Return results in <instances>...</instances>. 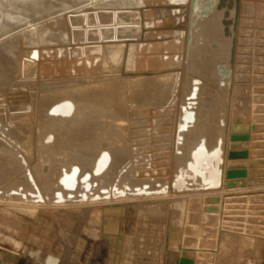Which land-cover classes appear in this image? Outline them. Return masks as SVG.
Returning a JSON list of instances; mask_svg holds the SVG:
<instances>
[{"label": "bare ground", "instance_id": "1", "mask_svg": "<svg viewBox=\"0 0 264 264\" xmlns=\"http://www.w3.org/2000/svg\"><path fill=\"white\" fill-rule=\"evenodd\" d=\"M84 1L80 5L83 6ZM219 1L91 0L90 5L85 1L90 10L88 13L91 14L84 16V19L88 18V26L92 27V31L84 32V36L82 33L81 39L72 32L73 29H68L66 33H69V37L62 43L61 33L58 31L61 29L47 26L37 27L35 30L29 27L32 39L21 34L22 39L12 35L5 42H1L0 102L4 104L7 113H16V120L28 118V121L22 122L23 126L17 123L6 126L0 122V211L5 213L7 207L11 206L27 210L55 206L64 211L78 209L83 216L89 212L85 210L87 206L99 207L107 204L108 208L100 211V214L105 225L115 224L116 228L112 227L118 231L122 221L120 216L124 210H130L133 203L138 202L141 206L135 207L137 213L144 210L160 211L163 202L169 200L170 189L174 190L176 196L183 193L184 198L187 197L186 193L194 192L212 197L214 195V198L227 193L226 190L230 189H226L228 186L224 185L226 176L223 173L228 163L227 146L224 145L226 121L223 116L219 118V125L223 123L225 126L216 129V143L209 148L205 135L198 132L203 122L199 120V115H207L212 106L205 104L206 100L202 104L200 99L205 96L202 93L204 88L205 92L208 91L204 92V98L210 101L215 92L223 90L227 84L230 86L238 63L236 58L240 45L239 34L243 27L240 23L243 14L248 12L246 8L249 9L252 3L250 0H223L219 4ZM11 3L13 8L2 11V36L20 27L24 29L25 24L31 25L39 20L45 23L47 16L56 15L53 10L46 12L48 8L45 9L46 6L40 1L12 0ZM68 5L71 7V4ZM262 5L258 8L263 9ZM83 9L85 12L87 8ZM167 11L173 17L157 21L160 17H165ZM248 14L250 16L252 13ZM64 18L61 21H66ZM72 21L76 20L73 18ZM177 21L183 27L175 26ZM55 22L58 23V20L52 25ZM67 22L70 26V20ZM20 40L22 45H28L21 50L22 53L15 49L16 44H21ZM155 45L167 48L163 52L159 51L162 61L167 51H173L172 54L179 53L180 69H185L191 77L190 89L185 90V95L182 96L184 101L181 98L179 104L177 101L172 105L167 103L171 85L166 79L170 77V73H157L155 68L144 73L140 70V64L135 71L132 69L133 59L140 57L143 50ZM178 75L181 74L178 73L175 77ZM250 102L252 103L251 100ZM254 106L253 104L251 108ZM175 107L180 114L178 120L173 116L178 122L172 125L176 126L174 156L179 167L177 173H173L176 177L172 175L174 183L171 185L166 180L168 178H158L156 181L154 178L153 181L148 176V179L144 178L145 169L139 172L140 167L143 168L140 162L146 158H142L141 150L137 149L135 142L139 141V145L145 140L141 137L142 133L139 135L135 132V127L138 124L144 133L148 131L145 135L147 139L154 133L151 118L161 113L160 111H171ZM204 118L207 120L206 116ZM138 119L140 121L136 122ZM198 123L200 125L197 127ZM213 129L212 127L210 130ZM59 137L78 138V145L71 142L72 145L65 147L64 143H59ZM171 138L173 140L172 135ZM239 139L247 140L237 137L234 140ZM243 153L240 156L246 154ZM241 173L243 174L238 171L230 172L228 176L236 177ZM195 195L197 196L196 193ZM114 203L121 208L115 209L112 205ZM126 205L130 207H125ZM180 208L178 209L181 211L183 207ZM11 237V249L16 252L25 251L22 241ZM127 243L126 245L129 244ZM219 250L223 252L222 249ZM188 253L190 254L189 251ZM45 257V264L59 262V257L52 254ZM121 263L125 264L124 260Z\"/></svg>", "mask_w": 264, "mask_h": 264}, {"label": "rangeland", "instance_id": "2", "mask_svg": "<svg viewBox=\"0 0 264 264\" xmlns=\"http://www.w3.org/2000/svg\"><path fill=\"white\" fill-rule=\"evenodd\" d=\"M11 1L12 0H0V14L2 15V17L0 15V24L3 22L2 20H4L3 14L5 10L13 8V4L11 3ZM36 1H40L41 3L43 2V6H46L45 9L48 8V11L46 12L53 10L56 12V15L51 17L47 16L46 19L45 17H43V21L44 19L47 20V22L45 21V23L39 20L37 22H34L33 24L31 23V25L25 24L24 29L22 28L23 30L21 29V27L18 28V30L15 29L18 33L13 30V33L11 32L6 34L7 36L10 34L8 37L6 35H0L1 38L5 36L4 39L0 38V43L8 40L12 35L19 36V38L21 39L23 36L21 34H24V36L27 35V38L33 37V35H31V30H35L37 27L42 28L51 26L54 29L57 28V30L61 29L58 31L59 33H61L60 41L62 43L69 37V33H66L68 32V29L69 31L73 29L72 32H75L80 37H78L79 39H81L82 33L84 36V32L88 31L89 33L92 31V27L89 25L91 27L90 29L88 26V18L87 20L84 19V16H88L91 14L88 13L90 12V10L88 9V6L85 5L86 2V4L90 5L91 0H85L86 2L84 0H66L67 2L69 1L68 3L71 4V7L65 0ZM83 1L84 5L82 6L80 4H83ZM71 2L76 3V5H73ZM250 3H252V5L250 4L249 9L246 8V10H248V12L252 14H250L249 16L248 12L245 10V12L247 13L244 12L245 14H243V19L240 23V25H242L243 27H241V34H239L240 45L238 49L239 52L237 53L236 58V63H238L234 69L233 77L230 80L231 83L228 82L230 86L227 84L226 87L224 86V91L220 90L215 92V94H213L212 96V98H214H210L212 100V103H210L211 100L209 101L204 98L206 96L205 93H207L208 91L205 92V88L202 89V93L205 96L200 99L201 103L206 100V102L204 103H208L209 105L211 104L212 108L210 107L209 109L211 112L208 111V114L205 113L207 115H203L202 113H200L199 115V120L203 121L202 124L204 123L205 125H200L199 123L196 125L197 127L200 125V129L198 130V132L205 135L206 142L207 144L209 143L208 147L211 148L216 143L215 137L217 133L214 134V132L217 128H219V126L221 127L223 125V123L222 125H219V118H222L223 116V120L225 119L226 127L224 135V145L225 147L227 146L226 155L228 157V163L227 168L223 170V173L225 172L224 176H226L224 185L228 186L226 187V189H230L232 191L226 190L227 193H224L221 197L217 195L215 196V199L214 195L213 197L210 195H201L198 192L188 194L186 193V198L183 197L184 194L182 193L180 194L181 197H179L180 195L176 196V193L173 192L174 190L172 191V189H170V195H168L170 196L169 200H165V202H163V208L160 211L144 210L142 213H137L135 207H139L141 205L138 202L133 203L134 206L130 208V210H124V213H122V215L120 216V220H122L120 221V240H123V243L121 242L124 245L123 253L126 252L127 249L131 251L129 252L127 250L126 256L124 253L125 258L130 261L126 264H179V261L184 257L189 258V260L192 261V264H260V261L264 256V14L262 15V11L264 10V0H250ZM77 5L81 7L79 8ZM260 5H262L263 9L258 8L261 7ZM75 6L78 8V10ZM74 7L76 8V10ZM81 8L87 9L84 12V9L81 11ZM71 9L74 10L71 11ZM250 9L251 12L249 11ZM254 9L257 11H255ZM76 11L79 15L76 13ZM258 11L260 14L258 13ZM64 17L66 18V21L70 20V26L69 22L66 23V21H61ZM171 17H173V15L170 11H167L166 16L160 17V19H158L157 21L166 20L167 18L170 19ZM73 18L76 21H72ZM57 20L58 23L55 22L54 25H52V23ZM83 20L84 22L82 23ZM179 22L180 21H177L178 24L176 23L177 25L175 24V26L183 27L182 25L184 24V20H182L183 24ZM76 26L79 27L76 28ZM29 27L31 30L28 29ZM19 43H21V40ZM84 43L85 42H83V44ZM21 45L22 43L15 45V49L17 51H20V53H22L21 50L24 49L25 46L28 47L27 44L25 46ZM164 49L167 48L155 45L153 46V48L143 50L140 57H136L133 59L132 69H134L135 71L138 64H140V70L144 73L150 72L152 68H155L157 73H170V77L166 79L171 85V90H168V92H170L168 93L169 99H167V103L169 105H172L177 101L179 104L182 100L184 101L183 97L185 95L184 93L186 92L185 90L188 91V89H190L191 83L189 80H191V77L188 76L185 69H180L181 67L179 65V59H181V57L179 53L172 54L173 51L172 53L167 51L166 55L164 54L163 56L165 59L163 61L161 60V52L165 51ZM178 73H180L181 75L175 77ZM180 87L182 88L181 90ZM165 90L167 91V89ZM181 98L182 100H180ZM250 100L252 101V103L250 102ZM253 104L255 105V110H253L254 108H251ZM160 112L161 113L151 118V124L154 128V133L152 132L153 136L151 135L152 140L150 138L151 136H149V138L147 139L145 137L148 131L144 133L142 128L138 127V124L135 127V132L137 134L141 135L142 133L141 137L143 138V141H148H144L143 143H141L142 145H137L139 141L135 142L136 147L138 146V150L140 149L142 151L143 149V152L139 150L142 158L143 156L146 158L145 160H142V162H140V166L142 165L143 168L141 169L140 167L139 172L145 169L144 171L146 174L144 178H153V181L154 178L155 181L158 178L159 180L168 178L166 180L169 181V184L171 183L172 185L174 183L173 177H176L174 174L177 173V169L179 167L174 156L176 149L174 130L176 126H173V128L172 125L178 122L177 120L180 114L178 113L179 110L176 107L171 111L170 109H165L164 111ZM172 112L174 115H172ZM0 116V122L6 124V126H10L12 125V123H17L23 126L24 123L22 122L28 121V118L16 120V113H7L2 102H0ZM173 116H176L175 118L177 120H175ZM205 116L207 120H205ZM207 116L210 119H208ZM171 118H173L175 121L171 120ZM139 121V119L136 120V122ZM168 122L170 123V125ZM206 122L209 124L206 125ZM235 125H248L250 127V132L248 134L235 133L234 135L232 134V129L233 127H235ZM212 127L214 128L213 131L210 130L212 129ZM171 129L173 132L171 131ZM171 135L173 136V140L171 138ZM164 136H166V138ZM208 137L210 141L214 140L215 142L213 141L212 143H210ZM235 137L246 138L247 140H233L235 139ZM167 138L169 140H167ZM59 141V143H64L65 147H68V145H72L71 142H73L76 146L78 145V138L73 139L66 137V139H62L61 137H59ZM235 142H246L248 143L249 149L247 148L246 150H232L231 145ZM145 143H147V145ZM166 144L169 146H165ZM162 145L163 147L165 146V148L161 147ZM139 146L142 147V149ZM166 147L169 148L167 149ZM251 149L254 150L251 151ZM249 150V153L252 156L247 152ZM243 152H246V156H240V153ZM169 155L171 156L170 158L168 157ZM160 156H162V158ZM235 156L236 159L232 160L231 157ZM236 160H246L248 162V166L245 168L229 169V163ZM143 162L145 163L143 164ZM221 164L223 163L221 162ZM236 171L243 172V174L241 173L236 177L228 176V173H236ZM170 173L171 175H169ZM152 175L154 177H151ZM195 193L197 194V196L195 195ZM223 198L226 200H224ZM175 199L177 200L175 201ZM171 202L178 203L177 205L176 203L174 205V203L172 204ZM184 202L185 204H183ZM180 204H182V209L179 207ZM112 205L115 209L121 208V206L116 205L115 203ZM108 206L109 205L107 204L99 207L89 205L85 209L89 210V212H87L83 216L81 212L78 211V209H68V211H64V209L59 208V211L58 207L55 206L54 208H52V206L47 209L30 210L20 207L18 208L16 206L7 207V212L5 211V213H2L0 211V231L2 232L0 233V247H9L8 249H10L12 246L10 245L11 243L9 241V237L11 236L22 241V247H25V251L22 250L20 252L23 253H28L30 251V248L27 245L43 246L44 248L47 246L52 247V244H55L58 247L63 245L64 247L60 248V251L50 250L49 252L46 251L47 253L42 251L40 247L38 249L42 252L40 251L38 253V257L40 262H44L46 258L45 256L52 254L56 258H61V261L64 264L67 260L66 254L68 252L72 253L71 251H68V248H71V245L75 243V239L72 238L70 240L71 237L70 234H68L71 228L76 227L95 239L103 236L104 240H106L107 238L109 239L110 236H114L118 232L116 229H113V227L116 228L115 224L112 225L110 223H106L105 225L104 218L100 214L105 209H107ZM125 207L130 206L126 205ZM175 207H177V209ZM178 208H180L181 211ZM175 212L177 214H175ZM3 214L4 216L8 217L5 218ZM98 219L100 221H97ZM176 221L179 223H177ZM112 223H114V221ZM105 229L108 230V232H106ZM112 230L114 231V234ZM104 232L106 235L104 234ZM221 232L224 234H222ZM226 235H228L229 237H227ZM216 237L220 240H218ZM245 240H248L250 243ZM127 241L129 244L127 243ZM241 242H243V244ZM126 243L129 246L131 245V249L130 247H128V245H126ZM217 245H219V247ZM223 245L226 247H224ZM219 249H222L223 252H221ZM120 250H122V248ZM187 250L190 252V254ZM209 250L214 251L210 252ZM180 252L183 255H181ZM165 258H167L168 261H166Z\"/></svg>", "mask_w": 264, "mask_h": 264}, {"label": "crops", "instance_id": "3", "mask_svg": "<svg viewBox=\"0 0 264 264\" xmlns=\"http://www.w3.org/2000/svg\"><path fill=\"white\" fill-rule=\"evenodd\" d=\"M120 227L114 236L109 235L110 238H107L106 240H104L101 235L100 238L95 239L76 227L71 228L68 234H70V240L72 238L75 239V243L73 241L74 244L71 243V248H68V251H71L72 253L67 251V260L64 264H124L121 263L123 260L125 264L129 263L130 261H128L123 254L124 245L122 244L123 240H120ZM27 246L30 248L28 253L16 252L15 250L12 251L11 248L8 249V246V248L0 247V264H45V262H40L38 257V253L41 250L44 252H49L50 250L60 251V248L64 247L63 245L58 247L55 244H52V247L47 246L45 248L37 245ZM121 248L122 250H120ZM263 257L260 264H264ZM165 260L168 261L167 258H165ZM58 261V264H63L61 259H58Z\"/></svg>", "mask_w": 264, "mask_h": 264}, {"label": "water", "instance_id": "4", "mask_svg": "<svg viewBox=\"0 0 264 264\" xmlns=\"http://www.w3.org/2000/svg\"><path fill=\"white\" fill-rule=\"evenodd\" d=\"M223 0L219 1V4ZM250 132V127L248 125H235L232 129V134L235 135V133H240V134H248ZM234 140V139H233ZM248 148V143L246 142H235L234 144L231 145V149H240V150H246ZM232 160L236 159L235 157H231ZM248 166V162L246 160H236V161H231L228 165L229 169H236V168H245ZM180 264H192V261H190L188 258H182L180 261Z\"/></svg>", "mask_w": 264, "mask_h": 264}]
</instances>
